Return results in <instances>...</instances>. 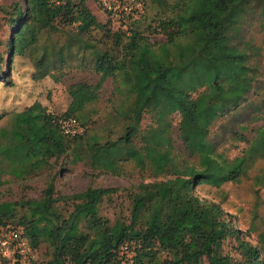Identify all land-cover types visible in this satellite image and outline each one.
I'll return each mask as SVG.
<instances>
[{
	"label": "trees",
	"instance_id": "1",
	"mask_svg": "<svg viewBox=\"0 0 264 264\" xmlns=\"http://www.w3.org/2000/svg\"><path fill=\"white\" fill-rule=\"evenodd\" d=\"M150 1L161 14L151 19L149 31L162 34L163 42H147L136 26L143 13L124 27L115 26L107 17L97 21L86 0H14L0 6L11 29L0 52L5 86L11 82L3 65L8 68L13 55L28 59L33 80L58 82L73 60L98 75L93 84H70L60 113L38 100L0 112V186L40 175L57 159L60 169L88 167L94 175L124 176L128 164L139 169V157L130 158L125 146L132 143L146 108L153 110L155 126L141 140L153 136L156 146L166 147L148 148L146 156L158 170L169 164L165 117L175 111L184 153L180 168L167 177L141 179L124 188L129 189L126 224H110L98 215L99 203L117 188L88 185L60 194L53 174L38 198L0 199V224L19 229L32 249L43 244V264H106L121 242L134 246V264H264V228L255 243L243 240L219 205L201 201L192 191L194 183L218 187L236 182L256 158H264V126L253 129L249 139L233 132L246 146L231 159L217 152L208 136L213 121L240 107L249 94L258 98L250 104V120L264 115V67L259 63L264 61V38L255 42L251 35L245 37L247 22L256 23L264 35V0ZM57 36L63 39H52ZM115 73L133 99L124 110L90 119L98 89ZM71 118L82 129L73 136L62 129ZM254 180L264 185V172ZM230 236L237 258L222 253V241ZM162 252L167 257L157 259ZM13 262L20 264L17 257Z\"/></svg>",
	"mask_w": 264,
	"mask_h": 264
},
{
	"label": "rangeland",
	"instance_id": "2",
	"mask_svg": "<svg viewBox=\"0 0 264 264\" xmlns=\"http://www.w3.org/2000/svg\"><path fill=\"white\" fill-rule=\"evenodd\" d=\"M12 1L14 0H0V6H6ZM17 1L21 2V0ZM143 1V14L141 19L136 21V26L146 36L148 43L163 42L165 39L162 34L150 33L149 31L150 26L153 25L149 24V22L161 14L160 9L150 0ZM86 5L97 21H105L106 15L100 9L96 0H86ZM110 29L113 30L111 27ZM245 29L247 31L245 37L251 35L255 42H260L264 38L263 33L256 31V23L247 22ZM10 33L11 29L5 22L4 14L0 11L1 53L6 49ZM55 38L61 41L63 36H57L52 39L54 40ZM7 57L8 53L5 52L3 58L7 59ZM77 62L73 60L72 67L66 69L62 79L58 82H53L49 77L33 80L31 79L32 67L28 59L13 55L10 60V66L5 69L7 65H3V70L9 71V75L6 74L5 78L10 79L11 85L5 86L0 79V112L5 111L8 113L12 109L21 108L29 104L33 100H38L51 112H62L68 101L67 90L70 84L77 81L93 84L98 78V75L90 68L82 67L81 65L77 67ZM259 63L261 68L264 67L262 58L259 59ZM132 99L133 95L127 91V87L120 85L117 73L108 76L98 89L97 100L91 104L96 110L94 113L89 114V118L96 119L97 116H103L106 111L111 109L116 111L124 110ZM257 100V97L249 94L247 100L240 107L233 112L217 117L210 125L208 136L215 144L216 151L222 153L227 159L239 156L246 146L244 142L235 139L233 132L241 133L249 139L253 135V129L264 126V115L257 116L255 120H250V117L253 115L250 104L257 102ZM2 105L7 108H4ZM152 114L153 110L150 108L144 109L138 121V130L132 143L125 146V152L130 158L139 157V169H132L128 164L126 166L127 173L124 176H113L107 173L94 175L91 174L88 167L75 166L60 169V160L57 159L53 163L51 162L50 168L40 175H36L24 182L12 181L0 186V199L14 200L18 197L38 198L41 195L45 182L53 174L54 190L60 194L79 192L88 185L117 188L115 192L111 193L109 200L104 198L99 203L98 215L106 218L110 224L115 221H121L126 224L129 219L130 207L127 198V190L129 189L124 188L141 179L143 181H151L167 177L166 173H171L175 171V168H180L181 160L184 156L176 126L179 119L176 111L165 117V121L169 123L167 128L164 127L166 129L165 136L169 140V164H164L158 170L155 166L157 164H154L153 159L146 156V149L148 148L153 149L154 147L161 151L166 148L162 144L156 146L153 136H145L141 140V136L146 133L148 128L155 126L150 118ZM239 125L245 128L240 130ZM159 172L163 174L158 175L157 173ZM263 172L264 158H256L246 169L245 175L241 176L238 181L225 182L218 187L204 183H194L192 191L201 201L213 202L219 205L222 209L223 217L229 221L232 229L237 230V236L250 243H255L257 233L264 228V185L255 182L254 176ZM235 245L236 242L233 236L224 239L221 244L222 253L237 258L236 250L234 249ZM44 251L43 244L33 249L32 262L43 264V259H45ZM156 257L157 259H162L167 257V255L165 252H162ZM5 259L4 261H0V264L14 263V258L12 257Z\"/></svg>",
	"mask_w": 264,
	"mask_h": 264
},
{
	"label": "built area",
	"instance_id": "3",
	"mask_svg": "<svg viewBox=\"0 0 264 264\" xmlns=\"http://www.w3.org/2000/svg\"><path fill=\"white\" fill-rule=\"evenodd\" d=\"M98 6L106 17L115 25L124 27L127 21L141 16L143 13V0H97ZM63 133L76 135L81 132V126L75 119H69L62 125ZM32 248L21 231L9 224H0V257L18 258L20 264H30L33 260ZM134 246L132 243L121 242L115 250L113 257L106 264H134Z\"/></svg>",
	"mask_w": 264,
	"mask_h": 264
}]
</instances>
